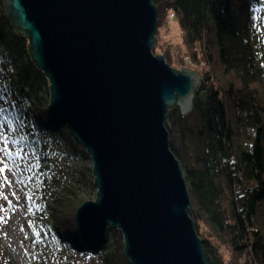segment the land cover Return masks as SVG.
<instances>
[{
  "label": "water",
  "instance_id": "water-1",
  "mask_svg": "<svg viewBox=\"0 0 264 264\" xmlns=\"http://www.w3.org/2000/svg\"><path fill=\"white\" fill-rule=\"evenodd\" d=\"M50 84L46 113L87 151L95 200L76 210L79 232L119 228L130 264H206L167 110L191 111L199 72L155 55L152 0H5Z\"/></svg>",
  "mask_w": 264,
  "mask_h": 264
},
{
  "label": "trees",
  "instance_id": "trees-1",
  "mask_svg": "<svg viewBox=\"0 0 264 264\" xmlns=\"http://www.w3.org/2000/svg\"><path fill=\"white\" fill-rule=\"evenodd\" d=\"M152 2L157 9L155 40L159 29L168 27L169 16L180 37L175 46L161 49V55L168 64L197 70L202 76L191 111L181 114L178 106L168 109L165 126L169 149L186 181L192 205L188 212L205 262L264 264V34L258 28L264 0ZM0 48H8L16 65L0 81L8 99L2 116L6 119L19 109L29 114L35 133L32 138L20 133L21 142L23 150H34L38 173L48 176L51 146H63V141L89 160L67 127L47 115L49 100L45 103L43 93L47 90L50 98L48 79L30 58L28 38L14 29L1 9ZM60 129L67 137L55 136ZM43 182L39 180V192L26 201L33 215L27 220L28 234L40 264H49L40 241L54 236L68 250H104L108 264H130L119 228L109 227L97 240L87 238L75 220L85 200L66 186L51 194ZM91 185L96 188L94 176ZM109 237L115 243L112 250Z\"/></svg>",
  "mask_w": 264,
  "mask_h": 264
},
{
  "label": "rangeland",
  "instance_id": "rangeland-1",
  "mask_svg": "<svg viewBox=\"0 0 264 264\" xmlns=\"http://www.w3.org/2000/svg\"><path fill=\"white\" fill-rule=\"evenodd\" d=\"M0 9L4 11L3 3H0ZM258 28L259 33L264 34V14ZM179 42L176 23L169 16L166 30L161 28L157 32V41L152 47V52L161 55V49L166 46L173 47ZM170 66L176 70L188 68ZM15 68V62L8 48H0V81L6 80L5 75L12 74ZM5 94L0 83V149H3L0 151V168L7 165L5 171L0 172V264H40V260H37L33 253L35 248L28 234L27 220L33 215L26 208L27 198L39 192L38 184L42 179L51 194L61 189L64 191L66 186L73 188L85 201L95 200L96 188L91 185L92 163L90 159H84L81 154L73 151L68 142L63 141V146H51L54 154L53 163L47 167L48 176L46 177L44 173L43 176L40 175L34 160V150L28 151L25 148L23 150L21 142L23 137L20 133L25 132L28 137H33L35 133L33 121L23 109L12 111L8 117L5 116L6 119H3L1 110L8 100ZM43 98L45 103L48 102L47 90L43 93ZM46 132L48 137L52 136L51 127L48 126ZM57 132L59 133L55 136L67 137L65 130L60 129ZM40 242L49 264H108L104 250L99 252L68 250L57 236L45 237ZM107 243L109 249H114L115 243L111 237Z\"/></svg>",
  "mask_w": 264,
  "mask_h": 264
},
{
  "label": "snow or ice",
  "instance_id": "snow-or-ice-1",
  "mask_svg": "<svg viewBox=\"0 0 264 264\" xmlns=\"http://www.w3.org/2000/svg\"><path fill=\"white\" fill-rule=\"evenodd\" d=\"M5 147H7V145H5ZM2 150H3V149H0V151H2ZM17 155H19V153H17ZM6 168H7V165L5 164V165H4V168H0V172L5 171ZM5 179H7V178H5ZM13 195H15V193H14Z\"/></svg>",
  "mask_w": 264,
  "mask_h": 264
},
{
  "label": "bare ground",
  "instance_id": "bare-ground-1",
  "mask_svg": "<svg viewBox=\"0 0 264 264\" xmlns=\"http://www.w3.org/2000/svg\"><path fill=\"white\" fill-rule=\"evenodd\" d=\"M50 119H51V117H49ZM52 120V119H51ZM53 122H55L54 120H52ZM55 123H57V122H55Z\"/></svg>",
  "mask_w": 264,
  "mask_h": 264
}]
</instances>
